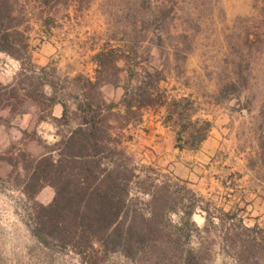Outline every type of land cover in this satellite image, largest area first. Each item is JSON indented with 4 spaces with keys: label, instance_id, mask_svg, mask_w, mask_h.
Returning <instances> with one entry per match:
<instances>
[{
    "label": "rangeland",
    "instance_id": "1",
    "mask_svg": "<svg viewBox=\"0 0 264 264\" xmlns=\"http://www.w3.org/2000/svg\"><path fill=\"white\" fill-rule=\"evenodd\" d=\"M9 9V27L24 33L29 58L0 51V82L17 85V98L0 103V264H82L71 249L42 246L31 233L32 206L49 203L52 187L35 198L22 190L31 160L56 156L68 130L53 119L61 104L48 99L66 101L75 123L71 97L96 93L117 103L126 79L151 67L161 71L167 95L189 97L194 117L213 127L211 142L180 150L163 122L164 107H143L122 127L116 112L106 113L111 136L142 167L137 172L174 191L162 218L166 234L180 233L182 247L204 246L203 264H264V162L257 157L264 132V0H9ZM100 48L120 57L118 68L108 63L102 75L92 57ZM219 111L224 116L216 125ZM130 196L149 216V195L133 186ZM168 257L132 259L114 251L101 264L180 263Z\"/></svg>",
    "mask_w": 264,
    "mask_h": 264
},
{
    "label": "trees",
    "instance_id": "2",
    "mask_svg": "<svg viewBox=\"0 0 264 264\" xmlns=\"http://www.w3.org/2000/svg\"><path fill=\"white\" fill-rule=\"evenodd\" d=\"M51 1L38 0L43 5ZM11 14L9 0H0V51L27 61L28 42L24 33L9 27ZM115 51L100 48L92 55L97 74L102 75L108 63L118 68L114 61L120 57ZM160 73L151 67L129 76L117 103L108 102L96 93L85 92L82 99L71 97L76 98L75 123L67 116L66 101L55 95L49 97L50 106L56 103L62 106L60 117H54V121L62 122L68 130L58 141L56 156L48 153L31 160L22 187L29 198H35L45 185L53 189L52 200L47 204L34 203L30 214L31 233L42 246L69 248L82 264H101L114 251L132 259L142 253L163 259L168 253V258H178L179 264L204 263V246L182 247L180 233L165 232L168 226L162 218L171 209L174 193L170 185L164 180L156 182L150 175H140L137 171L142 167L132 164L118 145L121 139L110 133L107 114L116 112L114 120L122 127L141 108L158 106L164 107V124L175 131V146L180 150L199 147L210 130V121L194 117L196 111L189 97L167 95L166 89L160 87L164 81ZM85 82L95 85L90 78H85ZM16 86L15 82H0V103L17 98ZM115 108L118 110L113 111ZM257 147L258 160L264 162V132ZM133 186L149 195L147 217L130 196ZM245 230L250 231L248 227ZM248 243L249 239L245 238L243 246L248 248Z\"/></svg>",
    "mask_w": 264,
    "mask_h": 264
},
{
    "label": "crops",
    "instance_id": "3",
    "mask_svg": "<svg viewBox=\"0 0 264 264\" xmlns=\"http://www.w3.org/2000/svg\"><path fill=\"white\" fill-rule=\"evenodd\" d=\"M224 116V113H222V112H220L219 111V114H218V116H216L215 117V119H214V121L212 120V122L214 123V124H216V125H218V124H220L219 122H222V119H220V117H223ZM211 120V119H210ZM209 133H213V127H211V129H210V131H209ZM209 139H210V142H211V140H212V138L209 136V134H208V136L203 140V142H202V144L203 143H209ZM206 150V149H205Z\"/></svg>",
    "mask_w": 264,
    "mask_h": 264
}]
</instances>
